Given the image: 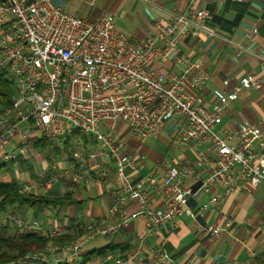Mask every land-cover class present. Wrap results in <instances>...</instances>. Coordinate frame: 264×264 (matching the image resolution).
<instances>
[{"label": "built area", "instance_id": "2783aa9c", "mask_svg": "<svg viewBox=\"0 0 264 264\" xmlns=\"http://www.w3.org/2000/svg\"><path fill=\"white\" fill-rule=\"evenodd\" d=\"M209 20L208 10L198 8L196 0H187L183 12L157 21L152 35L135 40L116 30L113 16L107 13L90 21L66 13L53 0H0V72L12 83L10 106L0 112V166H17L26 157L33 131L50 144V150L77 132L96 145L85 157L83 140L77 138L73 155L80 168L88 159L94 160L99 165L100 180L109 172V161L114 160L118 193L137 205L136 211L122 216L110 231L126 226L129 220L147 222V232L134 252L123 259L108 254L99 264H174L163 248H155L145 257L141 247L159 227H172L177 216L195 219L207 209V205L195 209L188 206L195 192L184 186L187 180L195 182L196 191L204 193L221 189L228 194L246 185L264 187V155L259 156L252 148L255 143L264 144V121L243 120L236 132L215 129L239 92L260 89L262 79L258 75L242 77L232 91L207 109L196 103L191 91L207 81V73L200 70L190 83L189 75L197 64L178 55L185 36L198 32L215 35L206 28ZM166 62L183 67L179 73L153 67ZM176 117L184 120L177 131V144L207 145L212 158L198 152L193 168L169 166L161 177L151 172L133 179L126 174L129 169L131 175H137L143 158L125 152L124 142L112 134L118 124L127 127L135 139L143 140L155 137L166 121ZM50 164L27 180L22 191L62 182L77 185L83 180L81 170L57 169L53 161ZM204 166L205 172L200 171ZM159 182L163 205L154 208L147 187H156ZM209 202L218 203L219 195H211ZM114 211L113 206L109 212ZM0 224L45 237L61 232L60 228L45 232L38 222H26L17 208L1 216ZM226 228L199 225L198 231L218 239ZM85 242L84 238L49 250L60 249L77 264ZM42 262L47 263L41 252L17 264Z\"/></svg>", "mask_w": 264, "mask_h": 264}, {"label": "crops", "instance_id": "0c3cea01", "mask_svg": "<svg viewBox=\"0 0 264 264\" xmlns=\"http://www.w3.org/2000/svg\"><path fill=\"white\" fill-rule=\"evenodd\" d=\"M53 2L66 13L90 21L96 20L102 14H110L114 18L115 29L135 40L152 35L157 21L183 12L187 5V0ZM196 5L208 10L210 20L206 28L215 32L214 36L205 32L187 35L179 44L178 55L185 57L190 63H196L198 67L191 71L189 82H193L200 70L208 75L207 81L199 89L191 90L195 94L196 103L208 109L221 95L232 91L242 77L258 75L262 79V87L258 90H241L237 100L226 107L221 122L215 129L236 132L243 120L264 121V0H196ZM153 67L162 72L179 73L183 65L166 62L157 63ZM183 125L184 120L176 117L166 121L155 137L137 140L127 127L118 124L117 131L112 134L124 142L125 152L143 158V166L137 175H131L129 169H126V174L133 179L151 172L156 177H161L169 166L181 170L193 168L198 152L212 158L213 154L207 145L196 147L189 144L183 147L177 144V131ZM78 137L83 140V154L86 157L96 147L87 136L72 133L68 137L70 141L66 152L52 155L37 146L41 139L39 133L33 131L29 136L30 145L26 157L23 158L32 160L36 175L42 169L48 168L52 161L57 169L83 171V180L77 185L62 182L32 191L53 198L70 193L75 203L65 205L60 210H18L26 222H38L45 232L60 228L61 235L70 232L71 225L76 231H82V235L73 240L86 239L77 264H99L108 254L113 258L123 259L134 252L145 236L147 222L144 219L129 220L126 226L110 231L122 216L128 217L136 211L137 205L118 193L120 183L115 175L114 160L109 161V172L100 180L97 175L99 165L94 160L88 159L87 164L80 168L79 161L73 155ZM64 141L54 145L52 150L56 147L62 148ZM252 148L259 156L264 155V144L255 143ZM1 166L0 182H9L15 178L23 187L27 180L33 179L28 172L19 171V164ZM205 168L201 167L200 171L205 172ZM184 186L195 192L189 199L188 206L195 209L207 205V209L195 219L179 215L173 220L172 227L161 226L156 229L141 247L145 257H149L153 249L161 247L174 264H264V187L253 188L246 185L223 194L221 189H213L210 193L196 191L197 184L192 180L185 181ZM160 191V182L156 187H147L149 203L154 208L163 205ZM213 194L219 195V202L216 204L209 202ZM116 198L118 199L115 200ZM113 206L115 211L110 213ZM62 209L63 214H60ZM40 217H45L46 220ZM199 225H227V228L220 238L213 239L210 235L199 232ZM12 226L14 228L8 229L11 235L26 232ZM64 245L66 243L49 244L46 247L42 253L48 264H65L69 261L64 251L49 250L51 246ZM107 246L114 247V251L83 263L87 253Z\"/></svg>", "mask_w": 264, "mask_h": 264}, {"label": "trees", "instance_id": "16d2710c", "mask_svg": "<svg viewBox=\"0 0 264 264\" xmlns=\"http://www.w3.org/2000/svg\"><path fill=\"white\" fill-rule=\"evenodd\" d=\"M11 95L12 83L4 72H0V112L10 106L9 102ZM84 140H86V138H84ZM69 141V138H66L63 147H56L54 150H50V144L43 140L38 142L37 146L52 155H60L62 152H66ZM2 167L3 166H0V170ZM19 171H26L32 178L36 177L31 159H21L19 161ZM74 203L75 200L71 198L70 193L53 198L36 194L32 191L23 192L22 184L15 178H12L9 182H0V217L13 208L19 210L57 208L60 210L63 206ZM8 229L9 226L0 224V264H17L18 261L23 260L26 256L44 252L49 244H68L82 235V231H76L73 225L70 227V232L59 234L54 237L40 236L30 232H21L11 235L8 233ZM113 251L114 247L112 246L92 251L84 256L83 263L89 261L93 257H103ZM71 263L72 261H68L65 264ZM40 264L48 263L42 262Z\"/></svg>", "mask_w": 264, "mask_h": 264}, {"label": "rangeland", "instance_id": "374dc122", "mask_svg": "<svg viewBox=\"0 0 264 264\" xmlns=\"http://www.w3.org/2000/svg\"><path fill=\"white\" fill-rule=\"evenodd\" d=\"M51 213H52V212H51ZM60 214H63V209L60 211ZM48 215L50 216V214H47V216H48ZM40 219H42V220H44V221L46 220L45 217H40ZM40 219H39V220H40ZM39 220H37V221H39ZM9 227H10V229H11V228H14L13 226H12V227L9 226Z\"/></svg>", "mask_w": 264, "mask_h": 264}]
</instances>
